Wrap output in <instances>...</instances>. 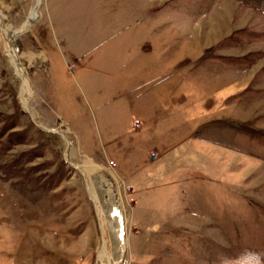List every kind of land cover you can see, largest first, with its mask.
<instances>
[{
    "label": "rangeland",
    "instance_id": "1",
    "mask_svg": "<svg viewBox=\"0 0 264 264\" xmlns=\"http://www.w3.org/2000/svg\"><path fill=\"white\" fill-rule=\"evenodd\" d=\"M0 16V264H264V0Z\"/></svg>",
    "mask_w": 264,
    "mask_h": 264
},
{
    "label": "bare ground",
    "instance_id": "2",
    "mask_svg": "<svg viewBox=\"0 0 264 264\" xmlns=\"http://www.w3.org/2000/svg\"><path fill=\"white\" fill-rule=\"evenodd\" d=\"M40 1V0H39ZM35 16V13L34 11L31 13L30 15V19L33 18ZM29 19V20H30ZM2 17L0 16V26H1V32H2V35H3V44H4V52L6 53V55L8 56L9 58V61L13 67V69L15 70L17 76L20 78L21 80V100H22V104H23V107L24 109H28L29 111H31V109H29V105H28V94H27V89H28V84H29V81H28V78H27V75L25 74V71L22 67V64L19 60V57H18V54H17V49H16V46H15V43H14V36L15 34L17 33V31H12L10 32V29L9 27H7L6 25H4L3 21H2ZM65 134V133H64ZM65 137H66V134H65ZM66 140V143L69 144V139L68 137L65 138ZM91 169H88V170H85L84 173L86 174L87 176V171H90ZM90 191H91V195H92V199L94 200L95 202V205H96V209H97V212H98V216L99 218H101L102 216V211H101V208H100V205L95 197V194L93 192V190L90 188ZM104 226L102 225V231H103V246L99 252V259L101 261H105L107 264H115L112 262V256L108 250V240L106 239V235H105V230H104Z\"/></svg>",
    "mask_w": 264,
    "mask_h": 264
},
{
    "label": "water",
    "instance_id": "3",
    "mask_svg": "<svg viewBox=\"0 0 264 264\" xmlns=\"http://www.w3.org/2000/svg\"><path fill=\"white\" fill-rule=\"evenodd\" d=\"M25 111H26L27 113L30 114V116H31V118H32V122H33L36 126H38V127H40V128H43V129H45V130H47V131H50V132H56V133L59 134L62 138H64V139L66 138V137H65V134H64L63 132H60V131H57V130H53V129H50V128L46 127V126H43L42 124L38 123V122L35 120L34 116H32V114L29 112L28 109H25Z\"/></svg>",
    "mask_w": 264,
    "mask_h": 264
}]
</instances>
